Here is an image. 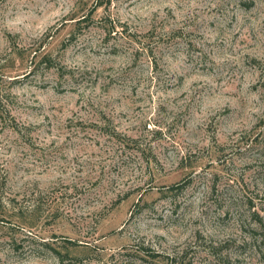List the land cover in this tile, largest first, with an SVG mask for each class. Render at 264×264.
Masks as SVG:
<instances>
[{"label":"rangeland","instance_id":"obj_1","mask_svg":"<svg viewBox=\"0 0 264 264\" xmlns=\"http://www.w3.org/2000/svg\"><path fill=\"white\" fill-rule=\"evenodd\" d=\"M0 264H264V0H0Z\"/></svg>","mask_w":264,"mask_h":264}]
</instances>
